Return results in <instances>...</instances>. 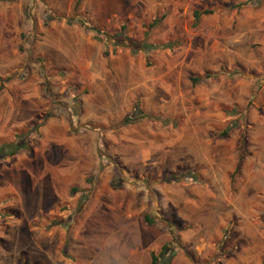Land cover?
I'll use <instances>...</instances> for the list:
<instances>
[{"label":"rangeland","instance_id":"1","mask_svg":"<svg viewBox=\"0 0 264 264\" xmlns=\"http://www.w3.org/2000/svg\"><path fill=\"white\" fill-rule=\"evenodd\" d=\"M24 133L0 264H117L132 234L125 264H264V0H0V144Z\"/></svg>","mask_w":264,"mask_h":264},{"label":"trees","instance_id":"2","mask_svg":"<svg viewBox=\"0 0 264 264\" xmlns=\"http://www.w3.org/2000/svg\"><path fill=\"white\" fill-rule=\"evenodd\" d=\"M211 13V10L209 9H203V10H194L193 11V22L197 23L200 19V17L203 14H208ZM159 21L158 18H153L150 23L147 25L148 28L153 27L157 22ZM80 24L84 27L88 26L87 28H89L90 30H94L97 31V29L95 27L89 26L88 24L84 23V22H80ZM116 37V38H115ZM113 40H117V42H122V41H129L130 38L127 36L126 34V27L125 25H120L119 28V32H117L113 37H110ZM124 42V43H125ZM130 50L134 51V48H141L144 50H152V49H159V48H172L173 46H175V44H173L172 42H164V43H148L146 41H141L140 45L135 46L132 42H128L125 44ZM143 118H153L152 115L147 114L145 112L142 111V109L139 107V101H135L133 103L132 106V111L125 115L122 119V121L118 124V126L120 125H124V124H130V123H134L136 121H139ZM227 130L222 131V134H226ZM25 137L26 134H22L20 135V138L12 143H2L0 144V159H3L5 156H12L18 149L20 148H25L26 146V142H25ZM182 176H187L186 173L182 174ZM176 177L175 175H169L168 173L163 175V180L168 181L171 178ZM147 223H151V219L148 217H145L144 219ZM169 247L167 245H162L160 247V250L157 254H154L153 252L150 253V262L149 264H163L161 262V259L167 255L168 253V249ZM169 258H167L166 262H168Z\"/></svg>","mask_w":264,"mask_h":264},{"label":"crops","instance_id":"3","mask_svg":"<svg viewBox=\"0 0 264 264\" xmlns=\"http://www.w3.org/2000/svg\"><path fill=\"white\" fill-rule=\"evenodd\" d=\"M138 235H135L134 236V234H132L131 236H129V242L128 243H126L123 247V249H122V251L124 250V249H126L127 251H128V249H129V251H131V253H129V254H123V256H122V259H121V257L119 258V259H121L119 262H117V264H125L127 261H128V259H129V257H130V255L132 256V255H134V249H135V245H134V239H135V241H138ZM160 250V249H159ZM151 252H153L152 250H151ZM151 252H149V254L151 253ZM109 259L107 258V261L104 263V264H113L111 261H108ZM149 262H150V260H149ZM149 262H148V264H149Z\"/></svg>","mask_w":264,"mask_h":264}]
</instances>
